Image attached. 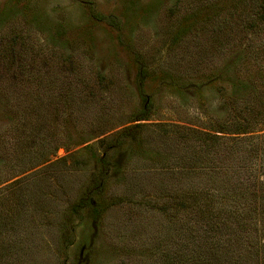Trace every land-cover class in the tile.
Here are the masks:
<instances>
[{
    "label": "rangeland",
    "instance_id": "rangeland-1",
    "mask_svg": "<svg viewBox=\"0 0 264 264\" xmlns=\"http://www.w3.org/2000/svg\"><path fill=\"white\" fill-rule=\"evenodd\" d=\"M252 5L0 0V264H264V188L255 213L222 230L218 216L214 234L191 207L145 201L169 183L192 204L193 170L215 150L199 132L226 122L221 88L238 106L264 101ZM259 122L220 140L244 146L221 163L245 167L243 188L264 175Z\"/></svg>",
    "mask_w": 264,
    "mask_h": 264
},
{
    "label": "trees",
    "instance_id": "trees-1",
    "mask_svg": "<svg viewBox=\"0 0 264 264\" xmlns=\"http://www.w3.org/2000/svg\"><path fill=\"white\" fill-rule=\"evenodd\" d=\"M252 4V7L255 11L254 17L256 18V21L259 24H264V0H252ZM12 78H15V74L12 75ZM219 92H221V94L219 95L222 97V101L225 106V112H227L225 116L226 122H223L224 124L222 127H217V124H213V122H211L210 125H207V127L210 131L221 132L223 133V135L221 136V138L215 134H211L210 131L204 133L199 132L200 137L198 143L205 149L209 148V150H215L208 158V161L212 162L211 164H209L208 166L205 165V167L203 168L193 170V176L196 179L201 176L200 173H203V177L201 180L202 182H200L198 186L195 185V187H193L191 190L193 192H190L191 195L194 196V199L191 202L192 204L189 205L188 203H186V201L183 199L185 193H178L180 190L176 193H173L171 190H178V187L175 188L174 185H171L169 183H163L162 187L158 191H156L155 196H151L149 199L144 198L146 195H148V191L146 195L145 192L141 195L143 196L142 198L146 199L145 201L147 202L151 201L150 203H159V206L157 208L163 213L165 212L170 214L172 212H177L178 214L182 210L186 211L191 207V209L194 211L195 216L198 214L200 215L198 217H195V224L196 222H203L204 227L207 226L208 231L211 234H214L211 232L213 231L212 224L216 223L215 220L218 216L222 219V225L220 224L222 230L225 227L228 228L227 222L229 219L234 220V223L237 224L238 222L241 223L243 220H245V215L248 218L252 215V213H255L256 205H254V201L252 202L253 196H256L254 189L264 188V175L263 177H261L262 174L260 173L254 175V177H252L253 175L250 176V178H253L250 180V186L252 187L247 186L246 188H243L233 183L235 173H237L238 171H244L245 167L242 166L237 169H233V167H224L221 165V163L224 159L228 160L230 158H235L237 160L241 156L239 154H241L242 148L244 146H233V144H229V141H220L221 139L245 140V138L243 139V137L238 138V135H243L250 132L252 123L258 124L260 123L259 121H261L262 123V125L260 126L261 129H264V101L260 97H258V99H254L253 103H247V100L245 101L243 106H238V101L235 100V95H231V93L226 94V89L224 88H221ZM261 96L262 98L264 97L263 95ZM148 110L149 108L145 107L141 111H143V114H146L148 113ZM137 119H143V116ZM231 133H235L238 135H236L235 137L233 136L230 139L224 136ZM125 134L126 133H122V135ZM208 136H210V139H208ZM252 138L253 137L251 136L249 137V139ZM206 141H213L215 142V145H218L220 148L216 149L214 144L209 145L207 144L208 142L206 143ZM257 147V145H253L252 151H255L254 149H256ZM186 173L188 174L189 171L187 170ZM234 187L235 189H233ZM150 192L153 193L152 191ZM83 206L84 203L81 201L73 207V211L77 212L78 209L82 208ZM194 206L196 208H194ZM92 209L95 212L99 210L102 211L101 206H96ZM262 213L264 214V209ZM217 232L219 231L217 230L216 233ZM195 259L196 258H194L195 264H203L201 256L197 257L196 262Z\"/></svg>",
    "mask_w": 264,
    "mask_h": 264
}]
</instances>
